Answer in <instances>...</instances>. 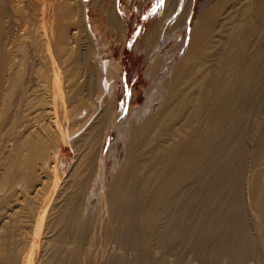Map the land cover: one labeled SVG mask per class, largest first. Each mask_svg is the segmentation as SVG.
Masks as SVG:
<instances>
[{"label":"bare ground","instance_id":"obj_1","mask_svg":"<svg viewBox=\"0 0 264 264\" xmlns=\"http://www.w3.org/2000/svg\"><path fill=\"white\" fill-rule=\"evenodd\" d=\"M57 1L52 42L47 40L45 25L39 19L41 29L37 25L38 29L23 33L11 50L3 48L1 39L6 28L3 18L0 20V264H94L101 247L97 245L106 238L113 237L116 246L133 247L128 236L136 235L132 223L139 215V243L146 252L162 244L190 248L199 244L202 226L231 230L241 217L245 228L257 234L255 245L264 246V0H222L218 9L207 10L195 21L187 55L177 65L163 108L131 123L128 146H146L163 128L167 138L164 142L155 139L154 148L149 150L135 145L137 157L132 161V153L127 165L137 175L136 188L142 197H132L134 205L128 210L112 198L117 197L116 189L124 175L118 173L109 188H98L90 194L92 185L82 181L77 163L63 178L58 174L56 153L60 143L66 142L59 113L61 121L70 120L77 126L71 139L79 155L91 142L90 133L101 116L95 115L88 125L79 126L83 124L82 111L73 84L76 71L72 70L66 72L68 103L61 100L57 108L56 96L65 97L59 62L72 68V62L78 64L74 59L80 53L73 42L78 33L73 30L77 27L74 4L72 0ZM7 2L0 0V12L10 7ZM40 4L37 0L34 7ZM16 11L24 10L17 7ZM212 12L215 21L210 25L217 24H213L215 33L204 24L213 18ZM40 42L48 61L41 62V77L54 86L44 98L37 95L30 99L28 109L35 114L28 116L18 100L21 92L15 95L21 88L22 67L12 60L6 62V58L15 51L23 54L28 46L34 54ZM92 65H87L86 81L90 85L96 71ZM145 109L141 116H145ZM142 150L144 154H140ZM160 156L165 159L155 171L148 165ZM189 160L192 173L187 175L184 170L189 169ZM208 163L213 168L208 172L211 193L203 199V211H198L195 204L199 190L190 176L195 180L201 165ZM92 198L96 199V211L88 213L83 203ZM101 198L104 202L99 201ZM142 202L139 209H134ZM214 237L210 232V239ZM102 247L106 252L99 253L100 264H117L120 260L134 264L137 259L124 256L112 246L107 250ZM139 256L141 260L147 257Z\"/></svg>","mask_w":264,"mask_h":264},{"label":"rangeland","instance_id":"obj_2","mask_svg":"<svg viewBox=\"0 0 264 264\" xmlns=\"http://www.w3.org/2000/svg\"><path fill=\"white\" fill-rule=\"evenodd\" d=\"M9 1L7 6L10 5V7H7L5 12H0L2 16H0V20L3 18L2 22L6 28L4 37L2 36L1 39L3 43L0 41L2 43L1 47L5 48L4 46H6L8 50H11L16 40L20 39L19 37H22L23 33H27L29 29L37 25L41 29L39 19L42 21V26L45 25L47 40L53 41L57 17V0H38L41 2V6L37 8L34 7L37 0ZM72 2L74 4L73 14L77 20L78 28H70V31L74 32L76 30L78 32L77 35L75 33V41L73 42L76 47L80 46L82 49L74 48L80 50V53L78 55L79 59L78 57L74 59L78 61V64L72 62V68L67 63L59 62V74L63 82L62 93L65 92V97L57 99L58 96H56L57 108H60L61 100H64L66 104L68 103L66 98L68 85L66 72L72 70L76 71L75 81L73 82L77 92L75 97L77 102L80 103L83 113L80 117V123L83 124H79V126L88 125L95 115L101 117L93 127L92 133H90L92 135L91 142L84 146L79 155V151L75 150L74 141L71 139V132L77 126L74 127V123L70 120L61 121L59 113L58 121L66 134V142L60 143L56 153L57 171L60 178H63L77 163L82 181L92 185L94 189H90V194H93L98 188L102 190L109 188L113 178L118 173L124 175L119 190L116 189L118 191L117 197L112 195V198L118 200V205H122L125 210H128L134 205L131 198L141 196L136 188L137 175L135 176L131 167L127 165L132 153L134 154L137 150L135 145L138 147L143 146L146 150H149L154 148L153 141L155 139L159 138L164 142L167 138L166 128H163L162 131L159 130V133L158 130L156 131L151 142L146 146L144 144L128 146L127 141L133 132L131 123L135 120L143 121L144 118L147 119L155 111L163 108L166 95L169 93V87L173 83V75L177 65L187 55L195 21L204 12L206 14L207 10L218 9L222 0H162V2L161 0H72ZM17 7L24 11H16ZM26 13H28V16ZM33 13H36L35 16H33ZM113 15L116 18H113ZM212 21H215L214 16L204 24H207L205 28L214 32L213 30H216L214 26L217 27V24L212 23V26L215 24L212 27L210 25ZM48 31L52 35H50V39ZM76 38L78 41H76ZM50 41L47 42L51 45ZM73 42H71L73 45L70 43L71 46H75ZM40 44L37 45L34 54L28 46L27 51L23 54L15 51L13 56L6 58V62L12 60L22 67L21 88L15 91V95H18L19 92L23 94L22 96L20 94L19 99L18 97L17 99L23 105L24 113L28 116L35 114V110L28 109L30 99L38 98L37 95L43 97L46 93L50 94L49 92H52L50 89L54 86L51 83L49 84L48 78L41 77V62L47 61V57H45L44 44L43 49L42 44ZM50 45L49 47H51ZM85 52L87 53L85 54ZM51 55L54 56L53 50H51ZM89 60L93 64V69L99 70L97 72L99 75L94 71L92 85L86 81L89 76L87 65L88 63L91 64ZM153 61L154 65L152 64ZM149 65H151V68ZM77 67L78 70H75ZM152 68V71H148ZM149 72L151 73L149 74ZM1 86L0 79V88ZM53 88L55 89V87ZM145 107V116H141ZM58 111L60 110L58 109ZM113 128L115 129L113 130ZM137 137L143 141L145 140L139 135ZM87 150L88 156L85 155ZM128 153L131 154L128 155ZM144 153L145 150L140 151V154ZM136 157L134 154L132 161ZM163 159L165 158L160 156L157 159L155 158L154 161L152 160L149 165H146L158 171L156 165L163 162ZM188 164L190 165L189 169L184 170L187 175L192 173L190 160ZM212 169L211 164H202L199 173L195 175V180L190 176V182L195 181L199 190V198L195 204L198 211H203L205 205L203 199L206 200L208 194L211 193L208 188L210 185L208 172ZM177 182H181L180 179ZM102 198L99 200L100 202H104L105 198L103 200ZM95 200V198H92V200L83 203L84 206H82L88 210V213L96 211ZM142 204L143 202L135 205L134 209H139ZM243 219L242 217L238 218L231 230L211 224L202 226L203 234L199 237V240L201 239L199 244L191 245L190 248L180 246L169 248L162 244V246L153 247L150 252H146V249L142 251L141 243H139V215L135 223H132L136 235L129 234L128 236V243L133 247H130V249L121 244L116 246L117 242L114 241L113 237L106 238L103 243L100 241L102 244L99 242L97 245V248L101 247L99 250L97 249L96 260L93 263L100 264L98 259H100L103 252H106L102 249L103 245L105 250L112 246L115 250L116 248L119 251L121 250L120 253L125 254L124 256H127V254L131 258L137 256L134 264H264V246L255 245L253 240L257 234L252 232L253 230L245 228V219ZM210 232L215 233V237L212 239H210ZM115 242L116 244H114ZM139 254L147 255L146 259L141 260L140 256L138 257ZM117 264L128 263L120 260Z\"/></svg>","mask_w":264,"mask_h":264},{"label":"snow or ice","instance_id":"obj_3","mask_svg":"<svg viewBox=\"0 0 264 264\" xmlns=\"http://www.w3.org/2000/svg\"><path fill=\"white\" fill-rule=\"evenodd\" d=\"M161 2H162V0H161Z\"/></svg>","mask_w":264,"mask_h":264}]
</instances>
